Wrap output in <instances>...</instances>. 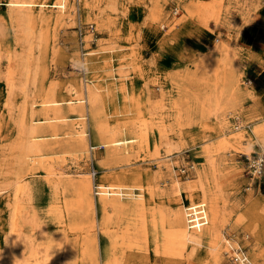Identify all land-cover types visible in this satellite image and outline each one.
Returning a JSON list of instances; mask_svg holds the SVG:
<instances>
[{
    "label": "rangeland",
    "instance_id": "374dc122",
    "mask_svg": "<svg viewBox=\"0 0 264 264\" xmlns=\"http://www.w3.org/2000/svg\"><path fill=\"white\" fill-rule=\"evenodd\" d=\"M7 1L0 264H229L221 235L264 264V173L255 183L246 166L264 150V114L246 108L256 69L239 41L264 0H67L27 14ZM195 204L207 223L190 230Z\"/></svg>",
    "mask_w": 264,
    "mask_h": 264
},
{
    "label": "bare ground",
    "instance_id": "6f19581e",
    "mask_svg": "<svg viewBox=\"0 0 264 264\" xmlns=\"http://www.w3.org/2000/svg\"><path fill=\"white\" fill-rule=\"evenodd\" d=\"M66 2L67 0H58L57 2L53 3V4H46V3H33L32 1L30 0H9L5 3H2V5L6 6L9 10L11 11H15V12H22L24 14H27L28 11H30L32 8H39L40 10L41 9H44V8H53V9H63L65 10L66 8ZM247 84H250V81L247 82ZM86 90V96L88 97V101L91 103V101L93 100V94H92V91L88 88H85ZM69 92V91H68ZM86 97V98H87ZM87 100V99H86ZM85 102L84 100H79V99H72V100H67L65 101V105H68V111H75L77 113L76 116H81L83 114V112L85 111V107L84 106H81L80 104ZM62 103H58V102H51V101H47V102H44L42 104H40L43 108V111H57L59 110L60 108V105H63ZM88 104V103H87ZM90 116H92V114H90ZM51 119V118H50ZM37 122H35L36 124ZM39 123H43L42 121L39 122ZM35 134V127H30L29 129V132H28V136H29V145L27 146L28 148V151L30 152H38V143H36L37 141L41 140V139H38L40 137H36L34 136ZM256 136V135H255ZM256 140V139H255ZM28 142V141H27ZM133 140L132 139H113L110 141V144L111 146H113V149H116V150H120V149H124L128 143H132ZM83 146V145H82ZM80 146V147H82ZM262 145L260 144V147ZM99 147H104L102 146L101 144H99ZM83 148V147H82ZM97 148V147H95ZM261 151H264V150H261ZM113 153L115 152L112 151ZM248 156V155H246ZM40 160V159H39ZM63 173V172H61ZM60 172L59 173H54L52 174L53 177H59L61 176ZM92 176L94 177L93 173H92ZM54 180V179H53ZM95 186V185H94ZM105 188H111V186H107ZM98 189V187L96 186V190ZM104 194H107L105 196H108V197H103L102 198V201H103V205H109L111 204L114 200H116L117 198H114V197H110L112 196L113 194H117L116 191H102ZM97 193V192H96ZM87 203H91V199L87 200ZM195 205H201V204H195ZM194 205V206H195ZM189 206V205H188ZM202 206V205H201ZM189 207H193V206H189ZM187 208V206H186ZM185 208V209H186ZM185 211V210H184ZM204 212V210H203ZM186 216V214H185ZM186 218V217H185ZM204 219L206 220V217H205V214H204ZM206 223H207V220H206ZM186 225H187V228L189 229L188 227V223H187V218H186ZM206 225V224H205ZM205 225L201 226L200 228L204 227ZM196 227V226H195ZM190 230H194V229H190ZM199 230V229H198ZM217 240V239H216ZM224 241V243H230L231 241L230 240H227L225 236H222L217 240L216 244L218 246V250H219V245ZM10 245V244H9ZM8 245V246H9ZM234 245V244H233ZM235 247L236 249H242V248H238L237 246H233ZM225 254H229V251L228 253H225Z\"/></svg>",
    "mask_w": 264,
    "mask_h": 264
},
{
    "label": "crops",
    "instance_id": "0c3cea01",
    "mask_svg": "<svg viewBox=\"0 0 264 264\" xmlns=\"http://www.w3.org/2000/svg\"><path fill=\"white\" fill-rule=\"evenodd\" d=\"M239 41L241 46L244 49L249 50L251 53L249 65L251 67H255L256 69L255 75L251 80L254 83L256 100L254 102H248L246 104V108L253 109L254 111H260L264 114V9L259 13L258 19L255 23L247 25L241 31ZM235 129L238 130V126H236ZM234 245L240 248V246L237 243L235 244V242ZM224 248L225 253H228L226 243H224Z\"/></svg>",
    "mask_w": 264,
    "mask_h": 264
},
{
    "label": "built area",
    "instance_id": "2783aa9c",
    "mask_svg": "<svg viewBox=\"0 0 264 264\" xmlns=\"http://www.w3.org/2000/svg\"><path fill=\"white\" fill-rule=\"evenodd\" d=\"M246 160L248 175L256 183L264 173V151L253 157L246 156ZM203 210L204 208L201 205L187 206L185 212L189 229L198 230L206 224ZM233 246L232 242H226V248L229 251V254H227L229 264H252L244 248L236 249Z\"/></svg>",
    "mask_w": 264,
    "mask_h": 264
}]
</instances>
